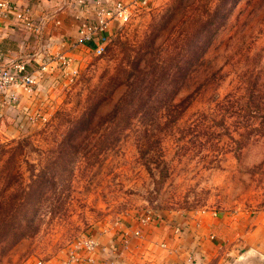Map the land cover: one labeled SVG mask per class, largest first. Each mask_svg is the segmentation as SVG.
<instances>
[{
    "label": "rangeland",
    "instance_id": "374dc122",
    "mask_svg": "<svg viewBox=\"0 0 264 264\" xmlns=\"http://www.w3.org/2000/svg\"><path fill=\"white\" fill-rule=\"evenodd\" d=\"M186 34L198 36L199 45L182 42ZM133 62L147 82L185 81L175 100L197 81L220 86L204 88L181 116L115 117L133 80L123 70ZM248 65L264 67V0H156L132 9L104 54L91 55L75 77L59 67L46 80L45 121L12 119L18 132L0 138L9 151L0 163V188L7 174L16 196L31 185L23 209L37 227L11 253L3 246L0 264H55L75 239L146 214L182 221L203 211L241 214L264 233V135L239 148L235 117L227 115L222 126L215 112L228 93L242 96L237 72ZM159 66L169 73H147ZM179 66L201 70L179 77ZM207 71L217 73L208 78ZM16 141L21 148L7 165ZM38 175L42 180L32 182Z\"/></svg>",
    "mask_w": 264,
    "mask_h": 264
},
{
    "label": "crops",
    "instance_id": "0c3cea01",
    "mask_svg": "<svg viewBox=\"0 0 264 264\" xmlns=\"http://www.w3.org/2000/svg\"><path fill=\"white\" fill-rule=\"evenodd\" d=\"M18 7H28L32 11L36 32L24 29L12 14H0V65L25 63L27 71L40 74L37 91L28 96L20 88L18 106H2L0 98V138L18 132L14 119L20 115L22 107L31 111L41 110L45 104L46 80L59 72L58 56L69 57L75 69L94 56L92 46L79 43L78 25L93 17L92 0H85L86 6L75 8L73 0H15ZM131 5L132 9L156 0H110ZM58 22V23H57ZM116 25L109 29L114 31ZM13 119V121H12ZM25 123V122H24ZM178 219V220H177ZM121 228H132L133 219H123ZM111 224L97 234L103 254L113 240L120 246L118 232ZM179 227L181 233H174ZM140 238L132 239V249L128 252L129 264H186L187 258L193 264H264V233L257 222L249 216H219L212 212H198L185 221L177 217L162 220L157 217L147 226L141 227ZM165 244L166 248H161ZM105 248V249H104ZM231 257V258H229Z\"/></svg>",
    "mask_w": 264,
    "mask_h": 264
},
{
    "label": "trees",
    "instance_id": "16d2710c",
    "mask_svg": "<svg viewBox=\"0 0 264 264\" xmlns=\"http://www.w3.org/2000/svg\"><path fill=\"white\" fill-rule=\"evenodd\" d=\"M207 38L210 40V35H207ZM182 42L186 43L187 46H197L199 45V37L195 35L194 39L192 36L186 34L182 36ZM197 55V58H199V56L202 55V51H199ZM190 58L193 57L190 56ZM175 69L179 77L191 75L190 70H192V72L194 70H196V72L197 70H201V68L198 67L182 66L175 67ZM262 69L248 65L245 67L244 72H237L240 75V81L235 91L242 89V96L234 97V93L233 95L228 93V95L225 96L226 98L222 99L215 109V112L220 115L217 120L222 126H225V119H228L227 115L230 116V118L235 117L234 121L237 123L235 124V129L236 125H240V139L235 141L238 143L239 148L240 145H242L241 143L244 145L249 142L253 136L264 135V67H262ZM123 72L126 73L125 75L128 77H132L134 81L131 80V82L127 84V93L115 104L113 113L115 117L120 114H131L133 117L139 114L147 115L151 111H171L175 113V115L181 116L183 112L188 109L190 104L196 100L199 94L204 92V88L211 86L212 90H217L220 86L218 82L210 84V81L207 82V80L197 81L189 86L187 93H185L182 98L175 100L177 95L187 87L185 81L168 84L154 81L147 82L145 80L146 73L139 70L138 64L134 62L128 68L125 66ZM147 73L168 74L169 72L167 66H159ZM216 73L217 72L209 73L207 71L203 74H208L209 76L207 77L209 78ZM170 88H172V90ZM213 111L214 110H210V112ZM257 120L258 124H255ZM15 143L16 148L12 149V156L6 159L5 164L7 165L14 163L16 153L21 148L19 147L21 141H16ZM5 147L6 144H0V163L9 152L5 151ZM11 160L12 162H10ZM39 178L42 180V176L38 175L36 180L32 182H39ZM12 185L14 184L10 181V174H7L0 188V255L3 254V246H9L7 251L11 253V250L17 243L25 238L32 237L37 229V227L34 226L35 216H32L23 209V205L28 202V198L31 195V185L26 187L28 188L27 190L26 188L23 189L21 196L14 195V190L12 192Z\"/></svg>",
    "mask_w": 264,
    "mask_h": 264
},
{
    "label": "built area",
    "instance_id": "2783aa9c",
    "mask_svg": "<svg viewBox=\"0 0 264 264\" xmlns=\"http://www.w3.org/2000/svg\"><path fill=\"white\" fill-rule=\"evenodd\" d=\"M144 1V0H137ZM93 17L84 19L78 25L79 43L92 46L94 56L104 54L106 46L110 40L112 32L110 27L115 24L120 26L128 21L131 13V5L121 1L110 0H92ZM75 8L86 6L85 0H73ZM0 14H12L19 24L26 30H34L36 32L34 21L32 19V11L28 7H18L15 0H0ZM58 23V22H57ZM59 67L68 69L75 77L77 69L71 66L69 57L58 56ZM46 66L43 65L39 73L35 75L27 71L26 64L12 63L7 66L0 65V98L2 106H18V94L15 88H20L28 96H33L38 88L42 72H46ZM21 114V115H20ZM19 120L25 119L27 123L34 124L45 121V114L41 110L31 111L28 107L20 109ZM216 212H214L215 214ZM153 216L150 214L140 215L134 220L132 228H121L122 222L116 220L111 223L109 228L114 227L118 232L120 246L117 247L113 240H110L109 246L105 253H100L101 243L98 237L94 235H83L75 239L67 249L65 255L58 259L55 264H129L128 252L132 244V239L140 238L141 227L147 226L153 222ZM176 235L181 233L179 227H175ZM161 248H166L165 244H160ZM105 249V248H104ZM38 264H42L38 262ZM173 264V263H169ZM186 264H193L190 258H187Z\"/></svg>",
    "mask_w": 264,
    "mask_h": 264
}]
</instances>
